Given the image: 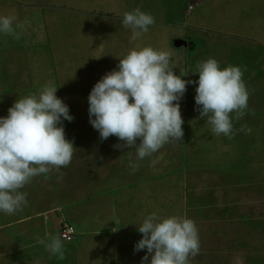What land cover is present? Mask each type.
Segmentation results:
<instances>
[{
	"label": "rangeland",
	"instance_id": "374dc122",
	"mask_svg": "<svg viewBox=\"0 0 264 264\" xmlns=\"http://www.w3.org/2000/svg\"><path fill=\"white\" fill-rule=\"evenodd\" d=\"M2 1L0 14H10L9 4L22 25L17 29L28 36L11 41V64L10 53L6 59L0 51V117L17 99L49 84L73 116L62 124L74 150L67 167L35 176L21 189L27 206L14 215L0 213V264H141L146 249L133 250L142 236L137 228L153 212L194 221L201 256L190 257V264H258L252 252L255 246L264 249V0ZM136 8L155 22L130 41L122 18ZM224 25L238 35L217 34ZM144 46L168 51L170 67L185 81H196L192 71L209 57L221 69L240 66L248 107L232 121L231 139L212 133L199 116L194 83L186 84L179 100L181 140L136 161L134 147H114L124 142L113 135L100 139L89 123V92L117 69L119 58ZM130 159L138 163L135 171ZM187 183L195 191L191 197ZM203 203L232 209L231 216L212 207L206 211ZM65 221L76 234L73 241L62 239L61 260L37 239L50 237V231L59 236ZM206 242L209 248H202Z\"/></svg>",
	"mask_w": 264,
	"mask_h": 264
},
{
	"label": "clouds",
	"instance_id": "9594fccd",
	"mask_svg": "<svg viewBox=\"0 0 264 264\" xmlns=\"http://www.w3.org/2000/svg\"><path fill=\"white\" fill-rule=\"evenodd\" d=\"M154 22L139 8L123 13L122 26L131 30L130 41L139 39ZM21 27L14 14H0V35L18 38L16 29ZM169 57L168 51L151 46L130 49L119 58L117 69L104 74L87 97L89 123L100 139L113 135L124 142L114 147H134L136 161L170 141L181 140L179 100L186 84L196 85L194 101L199 116L206 118L215 135L231 139L232 121L242 117L248 107L249 93L240 66L221 69L217 60L209 57L197 62L192 71L198 79L185 81L174 74ZM56 91L44 84L37 94L17 99L7 116L0 117V213L14 215L22 210L27 206V194L21 189L33 177L71 162L74 147L65 138L62 120L70 122L73 116ZM241 130L251 131L243 126ZM128 166L135 171L138 163L130 159ZM137 231L142 236L133 250L146 249L141 264H190L189 258L200 252L197 228L190 218L160 217L153 212L144 217ZM59 236L38 238L37 242L62 260L64 246Z\"/></svg>",
	"mask_w": 264,
	"mask_h": 264
},
{
	"label": "crops",
	"instance_id": "0c3cea01",
	"mask_svg": "<svg viewBox=\"0 0 264 264\" xmlns=\"http://www.w3.org/2000/svg\"><path fill=\"white\" fill-rule=\"evenodd\" d=\"M2 1V0H1ZM191 1V0H190ZM6 2H8V0H6ZM193 2V4L194 3H196L197 1H192ZM2 3H3V1H2ZM193 4H191V6H192V9H193ZM196 4H199V2H197ZM201 4L202 5H206L207 4V2H206V0H202L201 1ZM201 5V6H202ZM190 6V5H189ZM6 10H7V13H10V14H14L15 15V13L14 12H12L11 13V8H10V6H9V4L8 5H6ZM188 9H189V7H188ZM2 10H5V6L3 5V4H1L0 5V13L1 12H3ZM197 24H198V20H197ZM198 26H201V25H198ZM200 28H205L207 31H209V32H211V31H213L212 29H209V27H208V25H203V26H201ZM243 31V30H242ZM17 32L19 33V38L21 39V40H25V37L26 36H28V34L26 33V32H24V31H21V30H19V29H17ZM204 32H206V31H204ZM244 32V31H243ZM221 33V35H228V36H237L238 34H235V33H237V32H234V31H231L230 29H229V27L228 26H226V25H224L223 27H221V30L220 31H217V34H220ZM14 39V37L12 36V35H0V51H4V53L7 55L6 56V59H8V54L10 53V56H9V59H8V64H11L12 63V60L15 58V56L13 55V52L15 51L14 49H15V46H13L12 44H11V41ZM208 40V39H207ZM206 40V41H207ZM207 43H208V41H207ZM206 43V44H207ZM16 52V51H15ZM0 57H2V58H4L3 56H0ZM29 94H32V92H30ZM258 180H263V179H261V178H258ZM264 181V180H263ZM263 186H264V183H263ZM263 188V187H262ZM263 194V193H262ZM26 220H28V218L26 219ZM17 221H19V220H17ZM11 223V222H10ZM16 223V222H15ZM12 224H10V226H11ZM201 226H202V224H201ZM50 236H53V235H51V231H50ZM207 243V246H204V243H202V248H207L208 246H209V242H206ZM219 243V242H218ZM217 243V244H218ZM257 245H258V243H257ZM212 246V245H211ZM209 248V247H208ZM211 248H213V247H211ZM217 248V245H216V247L215 248H213V249H216ZM219 248V247H218ZM258 246L256 247H254V251L252 252V253H254V252H256V251H258ZM260 249V248H259ZM240 250V249H239ZM264 249L262 248V250L260 251V252H262ZM202 255H203V252H202ZM262 257V259H264V255H262L261 256ZM25 259V258H24ZM27 259H29V257H27ZM256 259V261L258 260V264H264V262L262 263V261H260L259 262V258H255ZM23 261H25V260H23ZM204 262V261H203ZM202 262V263H203ZM205 264H209L207 261H205L204 262Z\"/></svg>",
	"mask_w": 264,
	"mask_h": 264
},
{
	"label": "trees",
	"instance_id": "16d2710c",
	"mask_svg": "<svg viewBox=\"0 0 264 264\" xmlns=\"http://www.w3.org/2000/svg\"><path fill=\"white\" fill-rule=\"evenodd\" d=\"M189 9H192L191 8V5L189 6ZM206 43H207V41L206 42H204V45H206ZM202 46H203V44H202ZM191 55H193V53H190ZM196 55V54H195ZM32 94H34V93H32ZM189 178H192V176H190L189 174H188V179ZM189 182H191V180H189ZM186 188H188L187 189V192H189L188 194H187V196H192L193 194H195V191L192 189V188H189V184L187 183V187ZM214 203H216L217 202V199H216V197L214 198ZM192 204H194V203H192ZM189 207V206H188ZM199 207V206H198ZM197 207V208H198ZM201 208H205L206 209V211L208 210L207 208H210V207H212V208H214V209H216L217 211H219V212H221L222 214H228L229 216H231V214H230V212L232 211V209H230V210H227V209H221L217 204H215V205H213V206H211V205H208L207 203H205V205H204V203H203V206H200ZM199 207V208H200ZM188 210H189V208H188ZM190 211V210H189ZM197 223V222H196ZM65 224H67L68 225V227H71L72 229H73V235H72V239L71 240H66V241H73V239L75 238V234H76V229H75V227L72 225V224H70L69 222H66L65 221ZM63 226V225H62ZM62 226H61V228L58 230V233H59V235H60V232H61V230L63 229L62 228ZM212 242V241H211ZM260 244V243H259ZM209 245H210V242H209ZM262 247V246H261ZM261 247H259L258 248V251H256V252H254V253H252L253 255H254V259L255 258H259V262L260 261H262L263 259H262V255H260V251L262 250V248ZM199 254H200V252H199ZM198 254V257H200L201 256V254L199 255Z\"/></svg>",
	"mask_w": 264,
	"mask_h": 264
},
{
	"label": "built area",
	"instance_id": "2783aa9c",
	"mask_svg": "<svg viewBox=\"0 0 264 264\" xmlns=\"http://www.w3.org/2000/svg\"><path fill=\"white\" fill-rule=\"evenodd\" d=\"M60 235L65 240H71L73 235V229L71 227H68L67 224H65L60 232Z\"/></svg>",
	"mask_w": 264,
	"mask_h": 264
}]
</instances>
